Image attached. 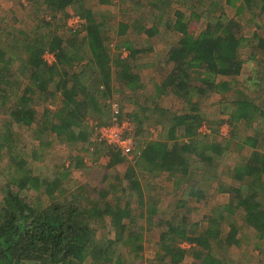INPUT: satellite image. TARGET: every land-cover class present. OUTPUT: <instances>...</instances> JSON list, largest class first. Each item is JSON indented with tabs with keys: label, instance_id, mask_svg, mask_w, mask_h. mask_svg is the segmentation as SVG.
Here are the masks:
<instances>
[{
	"label": "trees",
	"instance_id": "obj_1",
	"mask_svg": "<svg viewBox=\"0 0 264 264\" xmlns=\"http://www.w3.org/2000/svg\"><path fill=\"white\" fill-rule=\"evenodd\" d=\"M29 1H40L54 16H47L46 21L32 31V35L23 30L19 33L23 37L20 50H24L25 54L22 76L19 74L23 82L17 73L12 72L18 58L15 52L19 49L17 42L14 41L13 50L8 44L0 47V110L5 108L7 101H13L4 127L31 128L40 118L43 127L61 142L94 146V127L86 121L87 116L92 113L97 115L100 126L112 123L110 99L114 78L130 90L144 87L140 75L134 72L137 58L147 51L142 48L140 34L153 38L158 28L156 25L134 27L133 24L119 22L116 27L118 36L125 39L112 48L108 35L112 27L109 28L105 21H97L96 14L86 8L84 0ZM160 1H153V8L160 7ZM226 4L236 8L239 14L245 7L251 6V0H226ZM166 6L169 7L170 3ZM70 7H76L77 15L85 20L82 30L71 31V37L66 40L53 31L47 35L40 34V27H53L51 20H56V14L65 13L67 19L69 15L66 11ZM259 9L264 14V0H259ZM175 16L172 29L182 37L167 50L162 61V67H169L170 71L163 87H158V95L164 93L165 88H170L186 103H192L195 93L205 95L210 91L226 99L225 95L233 91L235 85L232 80L235 82L243 74L246 64L241 51L247 40L240 22L221 13L218 17L207 18L209 21L205 28L197 34L191 24L206 15L193 13L186 20L185 13L177 11ZM254 38L259 39L260 47L264 48L263 37L255 33ZM121 50L129 52L127 59H121ZM47 51L55 54L54 66H48L43 59ZM75 64H80L79 70L69 73ZM60 69L63 70L61 74ZM56 75H60L58 81L55 80ZM195 78L201 86L192 84ZM24 81L26 84L20 94L19 87ZM36 94L43 102L50 100L54 103L60 99L59 105L55 110L45 109L39 117L35 108ZM256 96L255 93L238 95L224 106L223 113L229 115L231 125L244 121L255 133L237 143L241 150L250 147L252 153L245 163L235 166L233 179L241 186L249 181L248 185L264 187V135L255 126L264 124V104L257 105ZM102 98L106 99L104 106L100 103ZM198 110L191 106L184 114L169 116V111L155 107V111L162 112L170 122L165 124L162 139L145 141L144 145L142 141L132 142L131 131H126L122 137L133 146L130 153L133 159L125 155L120 146L106 141L101 144L100 149L102 153H107L109 162L106 171L123 163L132 165L125 175L128 190H120L119 185H113L91 191L78 181H70L72 171L85 169L81 156L74 158L70 167L66 163L56 165L52 178L34 175L21 159L17 163L16 175L5 186L6 195L0 205V264H131L124 257V249L135 258L144 259L143 234L133 228L136 220L127 194L129 189L135 192L143 204V191L136 169L150 175L167 173L175 179L178 188L194 166L206 170L207 178L213 179L219 159L230 148L229 140H205L200 128L207 122ZM105 116L107 118L103 119ZM125 120L132 124L136 136L139 130L136 131L135 125L142 123L139 116L134 114L129 118L123 114L119 118L120 124ZM40 143L44 144L43 141ZM50 144L45 142L48 147ZM34 156L42 160L38 153ZM85 170L88 171L87 168ZM106 176L103 180L107 179ZM30 191L37 195L45 194L47 202L43 203L40 197L30 200L29 196H24L25 193L31 194ZM82 191L84 196L80 195ZM221 191L227 190L221 187ZM229 191L232 195L230 204L204 217L208 224L204 231L189 235L186 227L188 220L183 217L177 218L174 223L167 222L168 230L159 239L158 264H181L187 255H193L194 264H220L221 260L214 256L213 245L231 247L240 244L236 223L222 239L224 212L231 215L237 209H243L246 225L259 240L264 239V207L254 197L256 194L248 196L240 187L230 188ZM119 192L121 196H118ZM262 193L264 195V189ZM205 194L200 189L189 192V196H196L198 200ZM154 213L151 211L152 215ZM108 219L114 238L105 236L99 239L93 225L101 223L106 226Z\"/></svg>",
	"mask_w": 264,
	"mask_h": 264
},
{
	"label": "rangeland",
	"instance_id": "obj_2",
	"mask_svg": "<svg viewBox=\"0 0 264 264\" xmlns=\"http://www.w3.org/2000/svg\"><path fill=\"white\" fill-rule=\"evenodd\" d=\"M103 1L84 0V3L86 8L91 9L96 14L97 21H105L109 28L112 27L108 30L109 44H112V48L123 43V39H125V37L119 38L118 36L116 27L119 22L130 23L134 27L146 25L147 28H150L156 25L158 28V33L153 38H149L146 34H140L142 48L145 47L147 51L137 58L134 72L140 75L144 87L138 90H130L116 78H114L112 84L111 103L118 102L124 115L130 118L132 115L137 114L142 122L135 125L136 131L139 130L136 136H134V129L131 130L130 140L132 142L136 140L137 143L142 141L144 145L145 141L162 139L165 124L170 121L162 112H156L155 107L167 110L169 116H173L184 114L190 110L191 106H195L204 116L205 122H207L206 125L211 130L208 134L202 133L203 137L206 138L205 140L230 141V148L216 165L217 171L213 179L207 178L204 173L206 170L194 166L189 170L186 181H183L181 186L176 188L175 179L170 178L167 173L150 175L143 170L136 169L143 191V204L140 203L135 192L129 189L127 194L136 220L133 228L143 234L144 259L135 258L126 249H124V257L127 263L131 264H158L159 239L162 233L168 230L167 222L174 223L177 218L183 217L188 220L186 227L189 235L193 236L204 231L208 226L204 217L218 212L216 209L230 204L232 198L230 188L240 187L248 196L256 194L254 197L264 207L263 186L248 185L249 181L243 182L241 186V183L235 182L232 177L235 166L245 163L252 153L250 147L241 150L237 143L240 139L242 141L243 138L252 135L254 132L247 127L244 121L231 125L229 115L223 113L224 106L230 104L232 99L240 94L255 93L258 98L257 105L262 106L264 104V78L262 77L264 75V48L260 47L259 39L254 38V34L257 33L264 39V14L260 12L259 0H251V6L245 7L239 14H237L236 8L226 4V0H162L159 2L160 7L158 8L152 6L153 1L156 0ZM167 3H170L169 7L166 6ZM49 11L40 1L0 0V47L8 44L11 45L10 49L13 50L12 45L15 46L14 41L17 42L16 46L19 49L15 52L18 58L12 66V72L17 73V77L22 74L21 69L23 70L25 59L24 50H20L23 37L19 33L23 30L32 35L34 33L32 31H35L38 25L46 21L47 16H54ZM177 11L184 12L186 20L190 19L193 13L206 15L191 24L197 34L205 28L209 18L218 17L221 13H225L230 18L240 22L242 33L247 40L241 51L246 64L243 74L236 78V83L232 80L235 85L233 91L225 95L226 99L223 95L210 91L205 95L195 93L192 97V103H186L185 100L177 97L170 88H165V92L158 95V87H163L170 71L169 67H162V61L165 60L167 50L182 37L172 29L176 21L175 13ZM66 13L69 17L72 14H78L77 8L70 7ZM64 14L58 13L55 15L56 20L54 22L51 20L52 28L40 27V34L47 35L48 32L53 31L64 40L70 38L72 32L67 25L69 17L66 19ZM119 53L122 60L127 59L129 56L124 54V50ZM79 68L80 64H75L74 69L68 72H75ZM62 72L63 70L60 69V74ZM59 78L60 75L55 76L56 81ZM21 82H23V79ZM25 84L24 81V84L22 83V86L19 87L20 94ZM192 84L201 86L196 78ZM10 92L13 91L10 90ZM34 98L39 117L42 116L45 109L55 110L60 100L57 101L56 99L54 103L49 102L50 100L43 102L40 100L39 94H36ZM102 99L100 103L104 106L106 99ZM12 104L13 101L9 100L5 108L0 110V205L6 195L5 186L16 175L17 163L21 159L27 163V168L32 170L34 175L52 178L56 173V165L66 163L70 167L73 159L81 156V158L83 157L85 169L87 168L88 171L84 167L72 171L70 181L75 183L78 181L79 184L87 186L86 189L91 191L110 188L113 185H119L120 190L127 189L128 182L125 175L129 166L132 167V165L123 163L106 171L109 163L106 158L107 153H102L103 150L100 149L102 148L101 144L105 143L106 140L102 142L101 137L93 136L94 146L89 147V145L83 143L69 145L67 142L56 139L48 129L44 128L43 120L40 118L31 128L14 127L6 129L4 127L5 119H9V109ZM0 107L2 106L0 105ZM106 118L105 116L103 119ZM86 121L96 123L98 121L97 115L93 113L88 115ZM255 126L264 135V124L258 123ZM233 136L235 137L233 138ZM40 141H43L44 144L41 145ZM46 141L51 143L49 147L45 145ZM86 149L89 151L86 152ZM35 153H38L42 160L35 159ZM105 175H107V179L103 180ZM221 187L227 191L222 192ZM199 189L201 192H206L202 199L198 200L196 196H189L190 191L194 192ZM91 194L94 196L93 192ZM121 194L119 192L118 196H121ZM80 195L84 196V192H80ZM24 196H29L30 200L40 197L43 203L47 202V197L43 193L37 195L35 192H31V194L25 193ZM81 199L83 201L85 198ZM151 211L155 213L152 215ZM224 215L222 239L230 232L231 225L236 223L238 229L237 239H239L240 244L231 247L226 245L215 246L214 244L215 258L221 260L220 264H264V239L259 240L246 225L244 210L237 209L231 215L224 212ZM109 222L108 219L105 223L106 226L101 225V223L93 225L99 239L105 236L109 239L114 238L115 234L112 230L110 231ZM194 262L193 255H187V259L181 264H194Z\"/></svg>",
	"mask_w": 264,
	"mask_h": 264
},
{
	"label": "built area",
	"instance_id": "obj_3",
	"mask_svg": "<svg viewBox=\"0 0 264 264\" xmlns=\"http://www.w3.org/2000/svg\"><path fill=\"white\" fill-rule=\"evenodd\" d=\"M67 25L71 31H79L82 30L85 26V20L80 15L72 14L67 20ZM124 54L129 55V52L124 50ZM43 59L48 66L55 65L56 57L54 53H51L49 51L45 52ZM111 112L112 123L109 126H100L98 122L91 123L94 127V136L101 137V139L106 140L108 144L120 146L123 149L124 154L127 156L129 155L130 159H133V154H130L133 150V146L128 140H124L122 137L126 131L130 132L131 130H133V126L126 120L122 124H120L119 118L123 115V110L121 109V106L118 102L112 103ZM200 132L203 134H208L211 132V130L205 124L200 128Z\"/></svg>",
	"mask_w": 264,
	"mask_h": 264
},
{
	"label": "crops",
	"instance_id": "obj_4",
	"mask_svg": "<svg viewBox=\"0 0 264 264\" xmlns=\"http://www.w3.org/2000/svg\"><path fill=\"white\" fill-rule=\"evenodd\" d=\"M221 79V78H220ZM220 79H218V80H220Z\"/></svg>",
	"mask_w": 264,
	"mask_h": 264
}]
</instances>
